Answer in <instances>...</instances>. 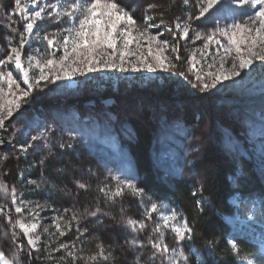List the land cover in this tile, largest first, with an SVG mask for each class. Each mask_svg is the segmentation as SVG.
<instances>
[{
    "label": "rangeland",
    "instance_id": "1",
    "mask_svg": "<svg viewBox=\"0 0 264 264\" xmlns=\"http://www.w3.org/2000/svg\"><path fill=\"white\" fill-rule=\"evenodd\" d=\"M74 2L76 0H41L42 4H59L62 9ZM10 3L11 0H0V59L6 55L10 35L14 44L18 42V36L15 33L10 34L4 27L8 24L6 15L7 11H10ZM125 3L135 9L133 16L140 24L141 30L143 16H152L154 19L150 22L159 27L150 31L153 34L157 31L161 33L159 39L168 40L169 45L179 43L180 60L172 61L177 67L172 71L156 72L147 69L132 71L129 68L127 71H121L119 68H112L77 75L71 80L41 83L29 102L6 121L7 132L0 130V135L6 139L11 133H15L12 143L0 145V157L4 154L8 156L7 160L0 159V183L8 186L7 193L0 192V209H4V212L0 213V251L5 252L7 259H13V253L18 252V264H47L48 261L42 257V243L50 242L57 248L60 243H66L68 249H63L66 256L74 258L78 255L79 259L83 260L78 243L72 240V237L80 233L76 231L77 227L81 229L102 224L98 227L100 231L105 229V232L115 233L113 245L109 248L117 250V255L114 259L92 263L127 264L132 260V253L125 244L128 229L121 221L133 218L146 224L145 230L138 233L141 238L145 241L158 238L161 243L169 245L170 251L167 255H174L171 252L172 247H177L178 251L183 248L185 255L189 257L187 264H207L206 252L203 247L197 246L192 238L190 241L177 242L170 228L162 227L160 232L154 231L156 223L163 225L160 216L170 214L164 213V209L176 211L177 222L183 226L185 221L182 213L173 201L157 202L159 209L152 214L151 219L143 215L145 208L150 207L146 199L143 198L142 203L140 200L137 203L133 201L130 207L122 208L125 213L122 212L120 222H117L113 215L110 217L109 212L105 210H101L97 217L90 216L91 209L83 208L74 193L70 196L64 193L60 203L36 200L32 205L27 203L28 207L22 213L15 212L17 206L24 208V204L20 203L23 199L17 191L15 178L22 180L25 177L27 183L36 181L35 184L29 183L35 188L31 189L46 194L43 181L45 165L49 160H66V154L72 152L74 160L86 163V168L82 169H86V175L106 178L108 188L113 191L117 179L130 178L137 184L142 183L145 177L136 166L133 155L135 130L131 124L132 118H139L151 130V161L148 160V165L152 164L153 172L150 173H154L159 181L168 185L181 180L189 183L193 190L200 188L197 179L208 164V160L202 159L205 152L202 149L208 144L215 146V150L228 164L226 173L238 176L233 182L234 188L240 190L239 195L232 194L230 201L234 208L231 214L224 215L229 241L231 243L239 232L250 234L257 240V253L260 252L264 246V67H261V62L256 61L249 69L242 70L239 77L223 81L209 90L195 86L194 72L187 71L190 63H195L196 71L203 69L202 75L216 71L223 49H219V55L218 45L215 43H210L205 49L204 34L213 32L217 24L223 28L232 23L233 17L240 19L244 15L252 14L260 6L251 9L250 6H241L232 0H221L206 14V18L192 20L189 37L183 38L175 28V23L187 20L189 14L198 16L197 0H189L187 5L184 0H125ZM148 4L154 7L146 11ZM13 19L17 21L13 26L18 27V31H23L20 18L14 16ZM67 19L63 17L62 21L58 22L45 16L44 21L39 23L32 42L26 45L22 52L25 66L28 55H37L36 49L45 53L38 57L41 62L49 58L46 54L47 42L43 40V35H51L57 33V29L69 27L70 24L63 22ZM194 31L202 33L199 40L192 37ZM217 39L226 43L225 37L217 36ZM144 44L142 49H138L135 43L130 45V50L137 55L129 56L128 59L136 62L140 52L147 55V42ZM152 47L155 51L157 45L154 43ZM61 54L62 48L59 49L57 58ZM163 55L171 58L174 54L169 47ZM190 57H194V60L189 61ZM213 61V68H208V64H213ZM224 67L230 70L231 63H226ZM0 70L12 71L20 86L26 87L21 82L22 74H17L14 65L9 64L7 69L0 66ZM180 71L185 72L187 80L177 74ZM203 82L211 83V78L201 83ZM0 87L4 90L5 98H8L6 84L0 82ZM32 137L40 139L32 141ZM25 141L31 142L32 147L27 152H21L18 145ZM41 159L44 160L43 166L39 163ZM23 161L30 162V165L26 164V170L20 171ZM31 163L38 167L35 179L28 176L33 172ZM68 181L73 190L80 189L78 183L85 184L83 181L75 183L73 177ZM13 186L17 197L15 204L12 202ZM125 192H128L124 194L127 201H132V194L128 190ZM65 208L69 211L65 212ZM131 208L139 210V218L126 215ZM73 211L80 219L78 222L74 221L75 230L66 232L63 226L69 224ZM61 215L63 219H58ZM9 216L10 220L7 218ZM18 220H23L29 225L38 222L36 233L41 236L37 243L38 251L30 249L27 237L18 225L13 227ZM102 221L104 223H101ZM57 223L60 225L59 230L56 228ZM44 228L48 229L47 233L43 231ZM13 231L19 234L15 243L24 244L23 250L16 249L11 239ZM60 231L65 234L60 236ZM89 238L98 243L101 241V234L96 238L91 234ZM69 251L74 255L69 256ZM89 261L91 260L84 259L83 264H89ZM238 262L247 264L241 259ZM0 264H3L2 260Z\"/></svg>",
    "mask_w": 264,
    "mask_h": 264
},
{
    "label": "snow or ice",
    "instance_id": "2",
    "mask_svg": "<svg viewBox=\"0 0 264 264\" xmlns=\"http://www.w3.org/2000/svg\"><path fill=\"white\" fill-rule=\"evenodd\" d=\"M220 2L221 0H197L198 16L193 17L189 14L187 20L182 23H175V28L179 30L183 38H188L191 29L190 22L206 18V14ZM232 2L241 6H250L251 9H256V6L260 7L258 10H254L252 14L244 15L240 19L233 17L232 23L226 24L223 28L217 24L213 32L204 34V48L206 49L210 43H215L218 45L217 55H219V49L221 48L223 49V55L220 56L218 69L209 71L206 75L201 74L203 69L196 71L195 63H190L187 71L194 72L195 86L201 87L202 90L215 88L223 81L239 77L242 70L249 69L256 61L261 62V67H264V0H232ZM188 3L189 0H184L185 5ZM9 7L10 11H7L6 15L8 24L4 27L10 34L15 33L18 36V42L14 44L11 35L9 36L8 49L4 58L0 59V66L7 69L9 64L14 65L17 74H22L21 82L26 87L22 88L20 86L12 71L0 70V82L6 84L8 97L5 98L4 90L0 87V130L4 132H7L6 121H9V118L13 117L14 112H18L24 104L29 102L33 92L36 91L42 82L47 84L60 80H71L77 75H85L89 72L112 68H119L121 71H127L129 68L132 71H140L141 69H147L151 72L158 70L172 71L177 67L172 61L180 60L179 43L169 45L168 40L159 39L161 33L157 31L156 34H153L150 29H158L159 25L150 22L154 19L152 16H143V28L141 30L140 24L133 16L135 9L128 7L125 0H76V2L63 9L59 4H42L41 0H27V2L11 0ZM153 7L154 5L148 4L146 11ZM14 16H18L20 21L23 22V31H18V27L13 26L17 24V21L13 19ZM45 16L49 20L58 22L62 21L63 17H67L68 19L63 22L70 24V26L65 29H57V33L51 35L44 33L43 40L47 42L46 54L49 58L41 62L38 57L45 53H41L39 49H36L37 55H28L26 57L27 66H25L22 52L25 46L32 42L36 29L39 23L44 21ZM161 23H163L162 20ZM201 35L202 33L199 31L192 32L194 39L199 40ZM217 36L225 37L226 43L217 39ZM145 41L147 42V55L140 52L136 62L129 60V56L137 55L130 50V45L135 43L138 49H142L145 47ZM154 43L157 45L155 51L152 47ZM169 47L174 54L171 58L163 55ZM61 48L62 54L57 58ZM192 60H194V57L189 58V61ZM214 62L213 64H208V68H213ZM226 63H231L230 70L225 69L224 65ZM37 72L38 74H36ZM177 74L183 76L186 80L188 79L184 71H180ZM208 78H211V83H201ZM189 82L191 83V81ZM38 139L40 138L32 137V141H37ZM13 140H15L14 132L7 139L0 135V145L12 143ZM18 147L21 152H27L32 147V143L25 141L20 143ZM0 159L7 160V154H4ZM39 163L43 166L44 160L41 159ZM29 183L35 184L36 181H29ZM78 187L85 189L88 186L78 183ZM125 190H128L134 197L138 198L141 203L143 202L145 190L139 187L134 179H117L114 191L109 189L108 186L99 189L106 199L110 201L123 197ZM11 191L12 202L15 204L17 197L14 186ZM0 192L7 193L8 186L0 183ZM20 203L24 204V208L15 207L16 213H22L28 207L26 202L20 201ZM36 207L41 208L40 205H36ZM158 209V204L153 202L150 207L145 208L144 216L147 219H151L152 214L156 213ZM64 211L68 212L69 209ZM163 211L170 214H162L160 216L163 225L156 223L154 231L160 232L162 227L170 228L177 242L190 241L193 230L187 221L181 226L177 222L176 211L171 209H164ZM2 212H4V209H0V213ZM99 212L100 209L97 208L96 211L90 212L89 215L97 217ZM7 218L11 219L10 216ZM58 219H63V216L58 217ZM79 219L80 217L73 211L71 220L78 222ZM121 223L128 229L125 244L132 253V260L128 261L127 264H157V261H159V264H165V261H167V264H178V262L187 264L189 257L185 255L183 248L178 251L177 247H172L171 252L174 255L169 256L167 254L170 249L167 243H161L158 238L148 239L147 241L141 238L138 233L143 232L146 228V224L142 220L127 218L122 219ZM16 225L27 237V245L30 246V249L38 251L37 243L41 239L40 234L36 233L38 222L29 225L23 220H18L13 227L15 228ZM68 226L70 229V222ZM56 228L57 230L60 229L58 223ZM43 231L47 233L48 229L44 228ZM77 231L80 232L81 229L77 227ZM83 231L86 232L87 229H83ZM64 234L63 231H60V236ZM18 238L19 234L13 231L11 239L16 249L23 250L24 244L15 243ZM59 249H68V244L60 243L55 250L58 251ZM231 254H233L234 259L244 260L247 264H264V246L258 253L241 256L239 246L233 240L231 242ZM68 255L73 256L74 254L69 251ZM110 256L111 253L106 252L103 245H98V252L91 255L88 259L91 261H107ZM0 260L3 261V264H18L19 253L14 252L13 259H7L5 252L0 251Z\"/></svg>",
    "mask_w": 264,
    "mask_h": 264
},
{
    "label": "trees",
    "instance_id": "3",
    "mask_svg": "<svg viewBox=\"0 0 264 264\" xmlns=\"http://www.w3.org/2000/svg\"><path fill=\"white\" fill-rule=\"evenodd\" d=\"M131 124L135 130L133 155L136 160V166L141 169L145 177L142 180L143 182L141 181L142 183L138 184V186L145 190L144 198L148 204L173 201L178 206L184 221H187L193 230L191 236L193 242L197 246L203 247L206 252L207 264H239V259H234L233 254H231L228 227L224 220V215L231 214L233 208L228 199L232 191L227 179L228 173H226L228 164L222 155L215 150L213 144H208L205 149H202L205 151L202 159L208 160V164L197 179V184L201 186L197 190H193L189 183L181 180L175 181L173 185H168L159 181L154 173H150L151 171L153 172L152 164L148 165V162L151 161L149 155L152 144L151 130L139 118H132ZM74 159L75 157L72 152L71 154H66V160H49V163L45 165L46 172L43 174L44 178L42 177L45 182L46 194L33 191L32 189H35L34 185L27 183L25 177L22 180L15 178L14 183L23 201L30 205L36 200L60 203L64 193L69 196L74 193L77 201H79V204L83 208L89 207L91 211H96L97 208L100 211H108L110 217L113 215L117 218V222H120L123 215L122 208L126 206L130 207L131 203H134L133 201L137 203L139 199L133 195H130L132 201L131 199L127 201L124 195L121 200L119 198H116L114 201L106 199L105 195L99 191L101 187L108 186L106 178H94L93 176L86 175V169L82 171L84 167L86 168V163H80ZM26 164L30 165V162L25 163L23 161L20 171L26 170ZM30 168L33 169V172L32 174H28V176H32L35 179L38 167L31 163ZM71 177H73L75 183L83 181L88 186L87 189L82 190L80 188L73 190L68 181ZM125 194H128V192H125ZM129 213L126 214L129 217L135 215L136 218H139L138 214L141 215L139 210L132 208L129 210ZM69 222L71 223L70 229L68 224L63 226L66 232L75 230L76 223L71 219ZM101 223L104 222L102 221ZM101 225L95 224L94 227H81L82 231L77 236L72 237V240L78 243L81 249L83 260L97 253L98 245H103L106 252L111 253L109 258H115L117 255V250L109 248L110 245H113L112 240L115 237V233L111 231L105 232V229L100 231L98 227ZM83 229H87V231L84 232ZM91 234H93V238L101 234V241L95 243V240L89 238ZM234 240L239 246L241 256L257 253L259 248L258 242L252 235L239 233L234 237ZM55 249L57 247L51 245L50 242L42 243V257L45 261H48L47 264H83V260H80L78 255L74 258L68 257L63 249H59L58 251ZM120 250L118 249V251ZM92 262L89 261V264H93ZM112 264H116V262Z\"/></svg>",
    "mask_w": 264,
    "mask_h": 264
}]
</instances>
